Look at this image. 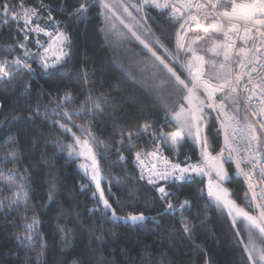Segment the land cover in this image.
I'll return each instance as SVG.
<instances>
[{
    "label": "trees",
    "instance_id": "1",
    "mask_svg": "<svg viewBox=\"0 0 264 264\" xmlns=\"http://www.w3.org/2000/svg\"><path fill=\"white\" fill-rule=\"evenodd\" d=\"M120 1L126 6L128 12L134 13V15L130 13L136 21V26L138 25L134 31L137 32L140 29L144 38L146 28L141 25L147 17L153 18L147 20V25L153 27L154 31V21L160 23L166 18L161 17L155 9H144L138 12L136 6L140 5V0ZM14 2L19 3V0H14ZM40 2L41 0H25L29 6H36ZM65 2L69 7L67 11H62L61 6ZM78 2L82 0H43L44 4L54 9L52 15L56 20L63 22L64 30L70 34L71 59L63 66L67 71L49 77L43 74L37 62L32 64V67L37 70V75L29 78L27 74H24L11 83H0V105H2L0 120H4L6 116L9 120V123L0 125V172L5 173L4 176H0V200L5 205L0 208V264H37L36 253L40 251L39 245L43 241H46L47 247L40 257L39 264H70L71 260L76 257L88 261L89 264H134V262L139 264L142 256H151L153 260H158L162 254L165 260L171 261V264H206L208 261L210 264H253L248 261V252L244 249L248 243V231L254 234L255 243L264 249V244L260 243L259 230L245 223V235H237V229L232 227V217L228 216V210L224 209L221 212L207 203L210 198L207 195L203 178L202 182L185 184L183 187L169 186L170 191L178 194L179 201L189 200L191 203V211L185 210L184 216L187 217L189 223L197 225V231L193 234L195 244L199 246L197 248L183 235L178 213L175 216L172 214L157 215L163 213L164 209L158 199V194L151 185L144 181L137 183L135 179L125 178V167L129 174L138 177L133 166L134 155H129L127 152L114 153L110 150L105 153L107 158L100 161V166L105 174L111 173L112 178H120L125 186L139 188L136 201L129 199L127 192L120 186L113 187L114 195L110 200L117 208H120L115 203L117 199L128 203V207L120 208L118 211L120 216L134 211L143 212L150 218L139 226H133L131 222L125 223L124 221L105 222L100 212L90 214L89 209L96 207L92 195L95 191V184L92 183L90 189L82 191L81 186L90 183V180L79 165L82 163L87 165L91 162L83 156L69 158L67 150L59 153L51 144L44 146L41 134L52 133V138L55 139L60 133L44 124L39 118L28 120L29 107L35 110L39 103L43 110V106L48 104L49 96L42 93H50L53 96L59 94L61 97L70 94L77 99L68 106L79 107L80 102L84 101L89 94L88 84L84 82L83 69L85 68L88 70L87 81L92 86L91 94L95 97L101 93H110L111 97L116 100L115 105L108 106L103 114L98 116L95 127L92 129L101 140L109 139L113 121L120 117H122L120 123L129 126L147 122L151 123L154 128L163 127L165 132L177 131L178 126L173 118L174 113L182 103L185 108L187 107L183 96H179L171 85H163L159 76L153 78L155 69L151 63H142L145 61L142 55L143 46L132 35V32L120 23L118 20L120 17L112 20L106 17L98 0H92L95 6L88 13L87 19L81 21L74 18L69 19L68 11H71L72 6H76ZM42 15L47 17L48 12L44 11ZM208 22L203 20V28ZM19 27H23L22 22ZM178 28L179 25H176L175 28L168 29L172 33L173 52H175V32ZM205 35L207 34L203 36ZM37 39L44 43V47L47 45L45 42L48 37L43 34L37 36L33 33L27 44L33 53L37 51ZM23 40V34L17 31L15 23L0 24V52L9 46L15 48V51L7 57L0 55V60H12L22 56L23 49L18 47L17 42H23ZM248 40L246 48L251 49V35ZM211 46V41L200 45L203 49ZM239 47H245V45L240 44ZM41 50L42 48L40 49L42 53ZM200 54L205 56V59L215 61L212 74L220 73L221 78L213 80V83L229 81L231 61L226 62V67L221 69L222 55L213 57L210 52L203 51ZM243 56L244 54H241L237 62ZM191 57L189 53L182 59V70L185 76H189L187 65L189 60L192 62ZM35 59L38 61L39 57ZM210 68L211 64H206L204 73ZM77 73H80L79 79H77ZM173 83H175L174 78ZM25 84L28 86L27 92H25ZM184 95L187 93L185 92ZM198 95L200 99L203 98L201 93ZM227 103L231 104V100ZM228 108L241 124L249 123L241 105L238 110L235 105ZM204 112L208 126L203 125V128L208 134H213L216 130L215 120L211 113L205 110ZM12 116H21L22 119L12 121ZM74 119L77 124L84 122L82 119L75 117ZM9 135L14 136L18 141L14 146L8 143ZM38 137L40 143L34 147V141ZM115 139L119 140V135H116ZM150 140L151 136L146 135L138 143L144 145L146 151H150L152 148ZM64 142H71V134H68V139ZM213 143L216 147L212 155H216L220 144L219 135L214 138ZM112 146L113 149L116 147L114 141ZM11 147H15L19 153V160L5 162L6 152ZM163 153L172 163H179L181 166L184 165L186 157L192 158L188 161L189 163H195L200 157L199 147L191 142L184 143L178 151L165 150ZM121 154L127 156V164L112 167L113 162L117 161ZM50 168L57 181L58 195L53 202L48 203L47 191L52 179L48 175ZM25 169H27L29 184L33 189L29 194V210L26 213L23 204L18 208L7 207L9 201L15 196L14 188L8 187L7 172L14 170L24 174ZM225 169L230 173L236 172V166L229 162L225 163ZM16 183H19V180ZM108 187L106 178L102 188L106 191ZM223 187L229 189L231 199L235 200L238 205L244 206V201L240 198L248 189L240 175H234L231 181L226 182ZM233 191L236 193L235 196H231ZM249 199H251L250 193ZM173 202L177 203L178 207L176 198H173ZM61 204L66 211L72 212V215L57 220ZM133 204H135L134 208ZM102 207L101 204L100 208ZM76 213L80 214L79 222L76 219ZM250 214L256 216V211ZM25 215L28 217L35 215L41 221L38 226L41 236L37 239L35 248L20 246L16 239V236L24 231L23 227H17V225L23 224L22 218ZM108 215L110 216L111 212ZM93 221H96L95 226ZM57 223L76 229L69 241L61 239V234L56 228ZM101 226H103V232ZM92 227H95L94 235L88 231ZM101 236L102 240L97 239ZM144 264H148L147 259Z\"/></svg>",
    "mask_w": 264,
    "mask_h": 264
},
{
    "label": "snow or ice",
    "instance_id": "2",
    "mask_svg": "<svg viewBox=\"0 0 264 264\" xmlns=\"http://www.w3.org/2000/svg\"><path fill=\"white\" fill-rule=\"evenodd\" d=\"M100 6L103 9H110L108 3L105 0H99ZM95 5L92 0H82L78 2L76 6H72L71 11H68L69 19H76L77 21L87 19L88 13L92 11ZM69 5L65 2L61 6L62 11H67ZM137 7V11L144 9H155L159 12L161 17H166L160 23H155V31L153 27L147 25V17L143 21L142 27L146 28L145 38H141L136 31L132 32V35L143 46L142 55L145 57V61L142 63H151V66L155 69L153 78L159 76L163 85H171L174 91L183 96V100L187 102V109L182 103L180 106V112H176L175 116L178 120V131L165 132L163 127L154 128L151 123H143L135 126H129L127 124L120 123L122 117L117 118L112 124V133L108 140H101L92 129L95 127V122L98 116L102 115L104 109L110 105H115V98L111 97L110 93H101L98 96L91 94V84L87 81L88 70L83 69L85 84H88L89 94L85 97L84 101L80 102V106L77 108L69 107L68 105L76 101V97L70 94H65L62 97L57 94L53 96L50 93L48 104L41 106L38 103L35 110L30 107L28 109V120L41 119L44 124L49 125L60 133L53 139V134L48 133L43 135L44 146L47 147L51 144L59 153H64L67 150L69 158L83 156L86 160L90 161V164H80L79 167L84 169L85 176L89 178L90 183L82 185L81 189L86 190L91 188V184H95V191L92 193L93 199L96 202V207L89 209L90 214L100 212L101 218L107 221H124L125 223L131 222L133 226L142 225L143 222L150 219L145 216L143 212H129L125 216L118 215L120 208L128 207L127 202H121L116 200V204L120 206L117 208L110 202L114 195L113 187L120 186L122 190L126 191L128 198L132 201L138 199L137 193L138 187H127L123 184L120 178H112L111 173L105 174L100 166V161L106 159L105 153L108 151H114V153L127 152L129 155H134L135 162L139 165H143L144 159L148 156H157L163 161L165 167L162 169L151 170L149 174L145 175V170L141 168V173L138 177L134 174H129L125 171L126 179H135L137 183L141 181H147L148 185H151L158 194V199L163 205L164 214L180 215L181 231L183 235L191 240L194 247L199 248L195 244L193 234L197 231V225L189 223L187 217L184 216L185 210L191 211V203L189 200L179 201L178 194L170 191L169 186L176 185L183 187L185 184H192L202 182L203 177H208L207 195L210 198L207 202L209 206H215L221 212L224 209L228 210V216L232 217V227L237 229V235H245V223L259 230L261 237L260 243L264 244V189L261 190V194H258L255 190V185L248 183V191H245L243 197L240 199L244 201V206H240L235 200L230 198L229 189L223 187L226 182H230L234 175H243L247 177L248 181H251L252 176L250 171H245L248 164H251L252 169H255L259 163L264 161H256L253 157L249 161H245L243 158L236 160V172L230 173L225 169V163L231 161L232 150L227 146V135L225 136V145L221 146L220 152L216 155H212L215 152L216 145L213 143L214 138L218 135L220 129H216L213 134H208L202 125H207L205 108L217 110L220 109L219 114H223L225 109L235 105L237 110L239 109V100L237 97H233L231 93L237 91L236 87H231L230 92L227 88L230 85V81L225 80L222 84H212L213 80L220 79V73L212 74V69L215 68V61L205 59V56L200 55L201 51L210 52L213 57L223 56V61L220 63V68L226 67V62L235 58H239L241 54L247 55L251 49H247L246 45L249 43V34L260 32L261 38L264 39V0H206L205 3H200L199 0L193 5L192 0H185V4H178L174 0H142V3ZM195 7L197 9L204 10L205 14L203 20L208 22L207 26L203 28V32L207 35L200 36L196 34L194 38L189 41L187 32V26H190L196 17L191 15V9ZM171 8V13L168 9ZM47 11L48 16L44 17L42 12ZM54 11L49 5L43 3V0L36 6H29L25 3V0H19V3H15L14 0H0V24L9 25L15 23L17 25V31L23 34V42H17L18 47L23 49V55L13 58L12 60L4 59L0 60V83H11L19 76L27 74L29 78L37 75V70L32 67L33 63H39V67L44 75L49 77L58 73H64L67 70L63 67L71 59V47L72 40L70 34L63 28V22L58 21L52 15ZM125 11L127 9L125 8ZM178 13H181L178 15ZM115 15V13H113ZM23 23V27L19 25ZM122 24L123 20L120 21ZM199 26V21H197ZM179 25V28L175 32V52L172 50V33L169 28H175ZM127 27V25H125ZM243 29L244 37L241 38V44L245 47L237 46L236 40L239 38L240 30ZM35 33L37 36L43 34L48 37L47 47H44L39 39H37V51L33 53L28 47L30 36ZM159 33V35H156ZM154 37V38H152ZM209 41L212 42V46L207 49H203L200 45L206 44ZM58 47L59 54L54 58L49 56L48 53ZM43 48V53L40 49ZM238 49V50H237ZM236 50V51H234ZM15 51V48L9 46L5 48L0 55L7 57L11 52ZM259 51V50H257ZM191 53L192 57L199 62V64H211V68L208 72L202 73L201 77H196L192 74V68L195 66L191 60L188 61L187 71L189 76H185L182 70V59L187 57ZM39 57L37 61L35 57ZM158 62V63H157ZM251 63V60H249ZM179 73V74H178ZM184 77V78H182ZM80 78V73H77V79ZM173 78L175 83H173ZM207 78L208 83L204 84V95L206 99H200L198 93H200V81ZM240 77L237 75L236 82L239 83ZM192 85L191 87L189 85ZM249 84H253V81H249ZM212 86V92H207L209 86ZM261 90V111H264V81H261L259 85ZM28 91V86L25 84V92ZM187 92V95L184 93ZM216 92L224 93L223 97H213ZM254 95V92H253ZM231 100V104L227 102ZM249 103H251L252 96L247 97ZM219 101V104H216ZM54 105V106H53ZM51 106V107H50ZM2 109V105H0ZM184 119L179 122L181 115L184 113ZM167 115V112L165 113ZM82 119L84 122L77 124L74 119ZM12 121H19L21 116H12ZM9 123L8 117L4 120H0V125ZM223 123V122H222ZM260 125V131L264 132V120L258 121ZM251 127V126H250ZM127 128V132L125 129ZM75 129V131H74ZM68 134H71V142L65 143L68 139ZM116 135H119L120 139L116 140ZM150 135L152 144V150L146 151L144 145H140L138 142L144 136ZM253 140H261L264 137L257 136L255 131L252 133ZM114 141L116 147L113 149L112 142ZM191 142L193 145L199 147L200 157L195 163H189L192 158L186 157L184 165L179 163H172L167 159L163 152L165 150L178 151L184 143ZM8 143L15 145L18 141L14 136L9 135ZM40 143L38 137L34 141V147ZM228 155L225 156L224 153ZM19 160V153L15 147H11L7 150L5 155V162H13ZM127 164V156L119 155L117 161L113 162L112 167ZM241 165H245L242 168ZM4 172H0V176H4ZM52 177L50 181V187L47 191L48 203L55 200L58 195L57 181L51 168L48 173ZM108 179L109 187L105 191L102 188V184L105 179ZM29 176L27 175V169L25 173L21 174L18 171L8 170L7 172V184L9 188H14L15 196L9 201L7 207L18 208L21 204L24 205L25 213L29 210L28 201L30 198V192L33 191L31 184H29ZM19 180V183L16 181ZM260 183H264V168L260 169ZM203 192V189H201ZM249 192H251V199H249ZM98 194V198H97ZM236 193L231 192V196H235ZM173 198H176L177 203L173 202ZM214 201V204H213ZM102 204V209L100 205ZM5 207L2 200H0V208ZM135 207V204L132 205ZM260 209L259 217L253 216L250 213ZM111 212L109 216L108 213ZM72 212L66 211L63 204L59 205L57 214V220L61 217L71 216ZM76 219L79 222L81 217L79 213H76ZM23 224L17 225V227H23L24 231L16 236L17 242L20 246L29 248L36 247L37 239H40L39 225L40 219L37 216L28 217L25 215L23 218ZM154 219V218H152ZM158 223V222H157ZM96 221H93L95 226ZM56 228L61 234V239L69 241V238L74 235L75 228H69L66 224H56ZM90 233L94 235L95 227L88 229ZM103 232V226H101ZM248 242L255 243L254 234L251 231L247 232ZM97 239L102 240L103 237ZM68 246L67 244L65 245ZM40 251L36 253L37 264H39L40 257L44 254V249L47 247L46 241H43L39 245ZM245 252H248V261H253L254 264H262L264 262V249L258 252L257 255L250 251L246 245ZM147 259L148 264H171V261L165 260L163 254L160 259L153 260L151 256H142L139 264H144ZM70 264H89L88 261H84L79 257L73 258ZM135 264V262H134ZM210 264V261L206 262Z\"/></svg>",
    "mask_w": 264,
    "mask_h": 264
},
{
    "label": "built area",
    "instance_id": "3",
    "mask_svg": "<svg viewBox=\"0 0 264 264\" xmlns=\"http://www.w3.org/2000/svg\"><path fill=\"white\" fill-rule=\"evenodd\" d=\"M178 4H185V0H174ZM197 0H192L193 5ZM200 3H205L206 0H199ZM172 9L169 8L168 12L171 13ZM181 13H178V15ZM204 10L197 9L192 7L191 15L196 17V20H193L190 26H187V32L190 34V37L194 38L196 34L203 36L205 33L201 30L200 26L203 22ZM199 21V26L197 24ZM252 39L251 51L247 55H244L241 60L237 62V58L233 57L230 65V85L227 88V91L230 92L231 87H236L237 91L231 93L232 96L237 97L239 104L241 105L246 117L249 119L248 124H241L240 121L235 117L232 111L229 108L225 109L223 114H219L220 109L213 110L205 108L209 113L212 114L216 129H220L218 135L220 138V144L217 153L220 152L221 146L225 145V136L227 135V146L232 150L233 159L229 161L236 166L235 161L243 158L246 162L255 157L256 161H264V139L259 141L252 139V133L255 131L257 136L264 137V132L260 131V125L258 121L264 120V111H261V90L259 87H254V85H259L261 81H264V39L261 38L260 32H255L249 34ZM244 37L243 29L241 28L239 38H237L236 43L239 48L241 44V38ZM238 50V49H237ZM259 50V51H257ZM236 51V50H234ZM251 60V63H249ZM204 73L203 70L199 68L196 69L195 73L192 72L196 77H201V74ZM239 75V83L236 82V77ZM191 79V76H189ZM253 81V84H249V81ZM208 83L207 79H201L200 81V93L203 99H206L204 95V84ZM212 84H222V83H213ZM191 85V84H190ZM192 86V85H191ZM207 92H212V86L210 85L207 89ZM254 92V95H253ZM224 93L216 92L215 97H223ZM252 96L251 103L248 102L247 97ZM216 104H219V101H216ZM223 122V123H222ZM251 126V127H250ZM152 150V148H151ZM150 150V151H151ZM164 155V153H163ZM225 156L228 155L227 152L224 153ZM169 159L166 155H164ZM170 160V159H169ZM138 176L141 173V168L145 170V175L147 176L153 168L159 170L165 167L162 160L157 156H148L144 159L143 165H139L137 162H133ZM242 168H245V165H241ZM264 168V163H259L255 169H252L251 164H248L245 168V171H250L252 179L251 181L247 180V177L240 175L243 179L247 189L248 183L255 185V190L258 194H261V190L264 189V183H260V169ZM147 184V181H144ZM250 196H251V192ZM256 216L259 217L260 209H256Z\"/></svg>",
    "mask_w": 264,
    "mask_h": 264
},
{
    "label": "rangeland",
    "instance_id": "4",
    "mask_svg": "<svg viewBox=\"0 0 264 264\" xmlns=\"http://www.w3.org/2000/svg\"><path fill=\"white\" fill-rule=\"evenodd\" d=\"M98 2H99V0H98ZM105 2L106 3H108L109 4V6H110V9L111 10H109V9H104V13H106V17H108L110 20H112V19H118V17H120L118 20L119 21H121V20H126V21H124V23H123V26L125 27V25H127V27H125L128 31H129V29H132V31H134V30H136V28L138 27V25L136 26V21H135V19H134V17L131 15V14H133L134 15V13L133 12H131L130 10V12H128V11H125V8H126V6L122 3V1H120V0H105ZM142 3V0H140V4ZM113 13H115V15H113ZM131 13V14H130ZM132 17H131V16ZM124 18H126V19H124ZM121 23V22H120ZM122 24V23H121ZM201 28V30L203 29V26H202V24H201V26H200ZM129 32H131V31H129ZM137 34L138 35H141V38L143 39L144 37H143V35L141 34V30L140 29H138L137 30ZM188 39H189V41H191L193 38L192 37H190V35L188 36ZM48 45H45V47H47ZM42 53H43V48H42ZM59 54V51H58V47L56 48V49H53L52 51H50L49 53H48V55L49 56H52L53 58H54V56L55 55H58ZM200 54V53H199ZM200 55H202V54H200ZM191 59H192V64L193 65H195L193 68H192V72H194L195 73V71H196V69L197 68H199L200 70H203V71H205V65L206 64H203V65H201V64H199V62H197L193 57H191ZM190 87H191V85H189ZM187 93V92H186ZM202 97V96H201ZM203 99V98H202ZM186 105H187V102H186ZM187 107H188V105H187ZM187 107H186V109H187ZM205 111H207L206 109H204ZM176 112H180V108L179 109H177L176 110ZM175 112V113H176ZM174 113V114H175ZM187 113L185 112L183 115H181V117H180V119H179V122H182L183 121V119H184V115H186ZM173 118L175 119V122H176V124L178 125V120H177V118H176V116L174 115L173 116ZM248 121H249V119H248ZM202 128H203V125H202ZM179 130V129H178ZM177 130V131H178ZM203 179L205 180V184H206V191H207V184H208V177H203ZM257 217V216H256ZM247 246L249 247V249H250V251H253V254L254 255H257V259H259V256H258V252L260 251V250H262L256 243H254V244H251V243H247ZM249 254V253H248ZM253 264H254V262L253 261H251ZM262 264H264V262H262Z\"/></svg>",
    "mask_w": 264,
    "mask_h": 264
}]
</instances>
